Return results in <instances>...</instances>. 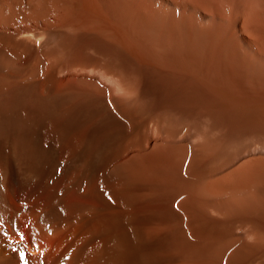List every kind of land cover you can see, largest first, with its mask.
Instances as JSON below:
<instances>
[{
  "label": "bare ground",
  "instance_id": "bare-ground-1",
  "mask_svg": "<svg viewBox=\"0 0 264 264\" xmlns=\"http://www.w3.org/2000/svg\"><path fill=\"white\" fill-rule=\"evenodd\" d=\"M0 264H264V0H0Z\"/></svg>",
  "mask_w": 264,
  "mask_h": 264
},
{
  "label": "snow or ice",
  "instance_id": "snow-or-ice-1",
  "mask_svg": "<svg viewBox=\"0 0 264 264\" xmlns=\"http://www.w3.org/2000/svg\"><path fill=\"white\" fill-rule=\"evenodd\" d=\"M21 239H23V236H21ZM20 259H21V260L24 259V253H23V252H21V254H20Z\"/></svg>",
  "mask_w": 264,
  "mask_h": 264
}]
</instances>
